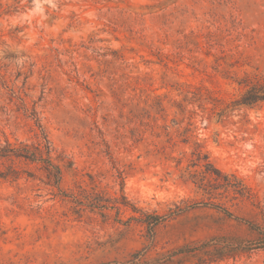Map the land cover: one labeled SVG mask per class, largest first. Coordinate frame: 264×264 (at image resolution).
<instances>
[{
  "label": "rangeland",
  "instance_id": "obj_1",
  "mask_svg": "<svg viewBox=\"0 0 264 264\" xmlns=\"http://www.w3.org/2000/svg\"><path fill=\"white\" fill-rule=\"evenodd\" d=\"M245 78L264 0H0V146L47 143L60 169L0 159V264H264ZM195 143L251 198L198 188Z\"/></svg>",
  "mask_w": 264,
  "mask_h": 264
},
{
  "label": "trees",
  "instance_id": "obj_2",
  "mask_svg": "<svg viewBox=\"0 0 264 264\" xmlns=\"http://www.w3.org/2000/svg\"><path fill=\"white\" fill-rule=\"evenodd\" d=\"M247 80L248 79L245 78L243 81L238 82V84H247L244 85L245 90L240 97L231 103L233 107H249L264 102V78H261L260 80L254 79V82H247ZM222 114L223 112L219 116H223ZM50 155L51 149L47 143L42 147L39 145L29 146L21 143L19 146H13L9 142H6L4 146H0V159L11 157L21 158L32 163H40L44 166V168L48 170H56L59 174L60 169L58 166L53 164ZM191 155L194 158L190 160V165L197 168V170L188 172L187 174L189 176L188 178L194 180V183L198 185V188L208 192L214 189H221L224 193L233 192L234 194H238L241 198H251L249 189L243 186L241 182L236 179V177L232 176L235 181L237 180L235 186L229 182L226 174L214 167V165L208 160L207 154L202 152L201 146L198 143H195V149ZM17 173L18 172L15 169H10V174L17 175ZM121 204L123 205L125 203ZM210 204L218 206L213 203ZM159 218L160 217L157 215H153L152 221L149 222V224L156 225Z\"/></svg>",
  "mask_w": 264,
  "mask_h": 264
}]
</instances>
